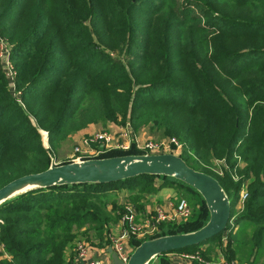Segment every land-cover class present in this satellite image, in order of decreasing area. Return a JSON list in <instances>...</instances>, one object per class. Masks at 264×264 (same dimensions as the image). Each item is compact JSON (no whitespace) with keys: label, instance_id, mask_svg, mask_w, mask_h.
Segmentation results:
<instances>
[{"label":"trees","instance_id":"16d2710c","mask_svg":"<svg viewBox=\"0 0 264 264\" xmlns=\"http://www.w3.org/2000/svg\"><path fill=\"white\" fill-rule=\"evenodd\" d=\"M0 35L12 44L15 90L26 104L23 110L9 94L0 65V188L49 167L39 130L55 147L95 118L134 131L151 126L184 144L179 157L220 183L230 201L226 229L249 180L238 221L255 229L261 248L264 0H0ZM137 153L133 147L99 157ZM219 160L229 171L218 177L211 169ZM158 180L188 188L201 207L185 222L160 223L147 239L201 228L209 216L203 200L171 178L51 187L0 207V264H70L71 231L83 226L88 242L107 247L105 233L126 213L115 192L147 193ZM222 234L171 252H195ZM142 241L133 239L132 248ZM169 253L158 264H170Z\"/></svg>","mask_w":264,"mask_h":264},{"label":"rangeland","instance_id":"374dc122","mask_svg":"<svg viewBox=\"0 0 264 264\" xmlns=\"http://www.w3.org/2000/svg\"><path fill=\"white\" fill-rule=\"evenodd\" d=\"M11 52L12 44L0 35V65L4 77H6L8 92L12 97L15 98L16 102L22 107V109L25 110L26 104L23 102L20 92H17L15 90L16 69L14 62L10 57ZM111 55L113 54L111 53ZM88 104L89 103L85 105L87 106ZM97 119L98 118L93 119L94 122L88 123L85 127L78 129V131H69L64 135V138L54 143L55 147L49 145L47 131L39 130L42 146L50 150L54 164L62 165V163L71 161L73 162L79 158V160H81V158H94L92 153L85 152L83 141L89 139L90 136L96 135V133L106 132L107 134H110L111 137L114 138V140H119L121 142L119 136H121V134H124L123 128H121L119 125L116 126V124L114 123L112 124L110 122L101 120L98 121ZM31 124L35 126V120L33 118H31ZM172 139L176 141L179 149H176V145H174V143H170ZM132 140L133 142H131ZM122 141L125 143L129 141V143H131V147H134L135 149V145L146 146V143L148 141H151L153 144L158 145L159 148L162 145H167L168 148L165 152L160 151L161 154L171 153L176 156H180L182 155V151L184 150V144L182 145L181 143L177 142V140L172 136L166 135L165 137L162 131L152 129L151 126L141 128L138 131H134L131 127L130 135L127 134L126 136H123ZM152 154L158 155L159 153L155 152ZM216 162L217 161H213L211 170L218 177L221 176L217 173L219 169L222 172V175L224 174V171H229L227 162L224 161L222 164H219L218 162L219 166L216 165ZM238 168L241 170L245 168V164L240 160L238 163ZM231 176H233V180L235 182L241 179V176L239 175L236 176L234 174H231ZM248 184L249 180H246L242 184L238 192L239 199L234 207V215L231 219V223L223 232L219 241L204 244V246H202L195 252H171L166 257V259H168V262H170V264H188L187 260H191V264H264V243L261 245V248H258V246L253 243V233L255 229L250 227V224L245 221H238V218L242 215L244 203L248 198ZM155 186L156 187H153L150 192L147 193H138L137 191L131 192L128 190H124L123 192H119L118 194L117 192H115L116 195L113 196L116 197L121 204L125 205V207L129 206L130 209L126 210L125 215L122 216L118 220V222H116V224H111L108 233H105V238L109 241V245L107 247H112L111 239L115 241L116 238L127 234L128 230H132L133 228H145V225H147L150 220L145 218L147 216H150V214H152L151 217H156L158 215V212H164L167 215L172 214L175 209V205L180 200H184L187 202L190 213L188 219L194 216V214H196L201 207L198 198L193 195L188 188L185 187L182 190L174 188V190L176 191H174L175 194L173 193L172 195L174 197V200L168 202V205H166L165 207L167 211L165 212L163 207L164 205H161L163 198L158 196V193L166 192L167 189L170 188V186L160 187V185H157V182ZM150 205L152 211L146 213L145 209L147 206L150 207ZM154 212L156 214H154ZM88 229L89 226H83L80 230H76L75 228L72 229L71 233L73 234V236H75V240L66 249V256L68 258L71 257V253H74V256H76V248L82 242L86 243L90 248L93 244L99 245L100 241L98 240L93 242H88L86 240L85 235H88V237H92V234L90 232L87 233ZM134 237V234H129V238L124 241L125 246L132 251V241ZM200 253H203V255H200ZM184 256L192 258L185 259ZM152 264H158V261L156 260Z\"/></svg>","mask_w":264,"mask_h":264},{"label":"water","instance_id":"95a60500","mask_svg":"<svg viewBox=\"0 0 264 264\" xmlns=\"http://www.w3.org/2000/svg\"><path fill=\"white\" fill-rule=\"evenodd\" d=\"M49 167L41 173L27 174L0 188V207L31 191L80 184H110L141 175L171 178L195 191L209 214L205 224L186 234H168L144 239L135 246L126 262L107 248L111 264H152L171 251L185 250L210 240L226 230L230 219V201L218 181L191 168L171 153L118 155L71 161L56 165L50 156Z\"/></svg>","mask_w":264,"mask_h":264},{"label":"built area","instance_id":"2783aa9c","mask_svg":"<svg viewBox=\"0 0 264 264\" xmlns=\"http://www.w3.org/2000/svg\"><path fill=\"white\" fill-rule=\"evenodd\" d=\"M120 127L123 128L124 130V134H121V136H119L121 139V142L119 140H114V138L111 137V135L107 134L106 132L96 133V135L90 136L89 139H86L83 141V145L85 146V152L92 153L94 158H96V156L104 155L109 152H113L114 150H121V151L131 150L130 149L131 143H129V141H127V143L122 141L123 136H126L127 134L130 135L131 127L129 126V124H125L124 126H120ZM131 142H133V140ZM170 143H174V145H176V149H179V146L174 139H172ZM146 144H147L146 146L135 145V147L138 151L146 153V154H152L155 152H158L159 154H161L160 151L165 152L166 149L168 148L167 145H162L159 148L158 145L153 144L151 141H148ZM169 148H170V144H169ZM84 158H87V157H84ZM79 159L75 161H79ZM218 162L219 164H222L224 160L222 161L219 160L216 162V165L219 166ZM217 173L218 175H222V172L220 171V169ZM189 216H190V213H189L187 202L184 200H180L175 205V209L172 212V214L167 215L164 212H158V215L156 217H152L151 221L147 225H145V228L143 229L133 228L132 230H128L127 234H124L116 238L115 241L111 239L112 241L111 250H113L116 256H118V258L122 262L125 263L129 256V251L127 247L125 246L124 241L129 238V234H132V235L134 234L135 235L134 239L136 240L145 239L159 232L158 225L160 223L185 222L189 218ZM76 250L77 252L75 256V260H76L75 264H102L100 260L94 259L92 257V250L86 243L82 242L80 245L77 246ZM184 258L189 259L192 257L184 256ZM187 261H188V264H191V260H187Z\"/></svg>","mask_w":264,"mask_h":264},{"label":"crops","instance_id":"0c3cea01","mask_svg":"<svg viewBox=\"0 0 264 264\" xmlns=\"http://www.w3.org/2000/svg\"><path fill=\"white\" fill-rule=\"evenodd\" d=\"M117 126V125H116ZM119 127V126H118ZM157 182V185H160L161 184V181H156ZM166 191V190H165ZM169 191V192H168ZM175 190H174V188L173 187H170V188H168L167 189V191L166 192H162V193H158V196H160V197H162L163 198V200H162V203H161V205H164L163 207H164V210H165V212L167 211V209H165V207H166V205H168V202H171V201H173L174 200V197L172 196L173 195V193L175 194V192H174ZM123 192V191H122ZM121 194H123V193H121ZM125 196V195H124ZM135 208H137V207H135ZM128 209H130V207L129 206H126L125 207V210H128ZM156 210V209H155ZM154 210V211H155ZM163 210V211H164ZM150 211H152V208H151V205H150V207L149 206H147L146 207V209H145V212L146 213H148V212H150ZM154 214H156L155 212H154ZM152 216V214H150V216H147L145 219H150L149 220V222L151 221V217ZM151 217V218H150ZM107 248H109V247H105V246H100V244L99 245H92V247H91V250H92V257L94 258V259H97V260H100L101 262H102V264H111V259H110V255H109V253H108V250H107ZM127 249H128V251H129V254L132 252V250L131 249H129L128 247H127ZM71 257H70V264H75V262H76V260H75V256H74V253L73 254H71L70 255ZM73 256V257H72Z\"/></svg>","mask_w":264,"mask_h":264}]
</instances>
